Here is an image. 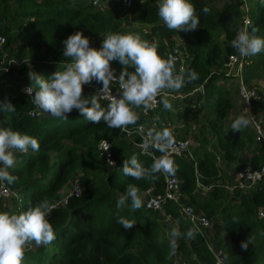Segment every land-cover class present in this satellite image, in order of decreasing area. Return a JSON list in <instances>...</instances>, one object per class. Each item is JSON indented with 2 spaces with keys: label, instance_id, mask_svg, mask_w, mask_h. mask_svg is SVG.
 I'll return each instance as SVG.
<instances>
[{
  "label": "trees",
  "instance_id": "1",
  "mask_svg": "<svg viewBox=\"0 0 264 264\" xmlns=\"http://www.w3.org/2000/svg\"><path fill=\"white\" fill-rule=\"evenodd\" d=\"M157 1L135 0L125 9L121 0H108L106 7L98 9L91 5V0H0V37L4 38L0 45V62L28 61L16 72L19 78L9 68L10 75L0 79V102L8 100L16 108L14 113L0 111V128L27 134L40 144L38 152L21 155L8 169L17 179L6 185L12 191H19L22 197L14 210L4 206L0 213L21 214L43 200L51 205L61 199V191L69 188L77 175L82 184L79 196H70L64 205L54 207L46 217L56 239L47 246L30 243L33 248L25 250L23 264L215 263L199 233L194 239L182 235L175 254L170 255L171 230L176 228L184 234L193 227L179 213L176 204L166 201L162 205L163 215L172 222L169 224L160 221V211L145 210L143 206L131 211L130 201L117 209V199L129 184L136 186L144 199L148 189L155 194L163 192L166 175L158 173V179L153 181L136 180L123 174V161L133 154L145 167L154 162L128 140L124 131L109 128L104 121L91 123L75 109L68 120L56 119L47 113L31 118L29 112L36 106L30 96L20 91L22 83L33 84L29 79L31 72L47 80L54 72L65 69L70 59L63 57V41L69 35L79 31L89 39L90 47L99 50L103 36L109 32L143 34L146 27L148 41L157 45L162 58L167 59V54L179 44L185 70L198 74V79L179 90L182 95H192L190 99L184 96L182 102H195L210 115L199 125V132L193 134L196 142L192 149L193 161L170 157L178 165L174 176L181 182L182 201H188L196 213L212 221L214 238L224 251L227 264H264V217L256 216L257 211L264 208V185L233 193L218 186L216 182L223 181L225 173L218 155L209 148L210 144H215L227 170L234 164L253 168L264 164V145L255 140L249 126L241 132H233L226 122L233 101L230 89L223 83L228 79L223 73V64L229 55L237 53L231 41L240 31L243 0H220L223 3L217 10L212 6L216 0H190L200 20L199 27L192 32L168 30L158 18ZM249 1L246 0L251 21L248 31L251 33V27H256L255 35L264 38V3ZM205 6L211 9L208 14L202 11ZM127 15L141 29H125L123 23ZM176 35L180 40H176ZM110 67L118 77L120 63L110 61ZM128 70L134 71V68ZM259 80H264V51L253 56L241 72L244 86L251 88ZM101 84L93 80L84 85V96L96 94ZM100 103L106 108L110 102L101 99ZM258 108L264 125V98ZM134 110L139 114L137 123L149 121L156 129L165 125L167 118L173 121L182 117L180 111L176 115L159 102L149 117L143 116L140 108ZM101 139L110 142L116 162L109 169L97 148ZM250 147V155L243 157L242 153ZM197 177L205 187L215 186L203 191L197 187ZM121 216L134 220V227L126 231L117 223ZM248 237L254 239L244 251L240 244Z\"/></svg>",
  "mask_w": 264,
  "mask_h": 264
},
{
  "label": "clouds",
  "instance_id": "2",
  "mask_svg": "<svg viewBox=\"0 0 264 264\" xmlns=\"http://www.w3.org/2000/svg\"><path fill=\"white\" fill-rule=\"evenodd\" d=\"M261 2L264 3V0ZM157 8L158 18L170 31L192 32L199 27L200 20L190 0H159ZM202 11L208 14L211 9L205 6ZM248 24L251 26V21ZM257 31L256 27H251V33L247 28H242L231 41L232 47L241 57L256 56L264 51V38L256 36ZM103 37L101 47L97 50L90 47L89 39L77 31L63 41V57L70 59L63 71L54 72L47 80L34 72L29 73L33 84L25 92L43 113L56 119L68 120V115L75 109L91 123L104 121L109 128L126 129L139 120V114L134 109L152 107L158 96L165 110L174 111L166 97L169 93L179 92L186 83L198 79L195 71L183 68L177 71L174 56L162 58L158 54L157 45L143 40L139 34L109 32ZM110 61H118L122 66L118 77L114 75L115 69L110 67ZM129 67L134 68V71H129ZM117 79L121 89L119 98L112 97L108 106L102 107L100 100L105 94H110V84ZM93 80L102 83V88L86 98L83 86ZM0 111L14 113L16 108L5 100L0 102ZM252 118L250 113L248 116H237L231 124V130L241 132L250 125ZM173 146L174 137L168 128L162 131L150 129L143 148L147 151L152 147L163 155L155 158L150 167H145L133 154L130 159L123 161V174L136 180L153 181L158 179V173L174 176L178 165L167 154ZM108 148V142L105 141L104 151ZM39 149L40 144L36 138L11 128H0V165H3L0 167V182L12 184L17 179L8 171L16 164L15 153L27 155ZM108 163L114 164L111 159ZM129 201L131 211L143 206L139 189L132 184L118 197L117 209L123 208ZM54 207L43 200L21 214L0 213V264H23L25 250L30 243L34 241L36 246H47L56 239L53 226L46 218ZM117 223L127 231L136 222L121 216ZM198 232L195 226L184 234L173 228L169 233L170 255L175 254L178 239L182 235L194 239ZM253 239L248 237L242 241L241 249L246 251Z\"/></svg>",
  "mask_w": 264,
  "mask_h": 264
},
{
  "label": "built area",
  "instance_id": "3",
  "mask_svg": "<svg viewBox=\"0 0 264 264\" xmlns=\"http://www.w3.org/2000/svg\"><path fill=\"white\" fill-rule=\"evenodd\" d=\"M107 3H108V0H91V5L93 7L98 8V9H102V8L106 7ZM121 4L123 5V7L125 9H129L133 5V1L132 0H121ZM241 10L243 11V18L241 19V22H240V24H241L240 30L242 28L248 29L249 17L247 14L248 6L246 3V0H243V5L241 6ZM3 43H4V38L0 37V45ZM169 55H172L176 58V69H177V71H179L182 68L185 69L183 50L180 48L179 44H176L172 48V50L167 54V58ZM252 57L253 56L241 57L237 52L235 54L229 55L227 61L223 64L224 75L227 76L228 78L237 79L239 81V83H241L240 96H241V99L243 100V103L245 104V106H246V108L250 114L252 113V109H253V106L255 104V100H254L255 99V93L251 88L244 86L242 84L241 72H242L243 67L250 62ZM10 62H13V60H10L9 63L6 64L4 67L2 66L3 62H0V73L2 71L8 70V68L10 66ZM114 75L116 76V74H114ZM28 87H29L28 85L24 84L20 87V91L22 93L26 94L25 89ZM100 88H102V84L97 89V91ZM110 88H111V92H110V94H105V96L103 98L104 101L111 102L112 97L118 98L119 91H121L118 79L111 82ZM26 95L29 96L28 94H26ZM186 95H188V94H186ZM168 96L171 97L172 95H170V93H169ZM248 97H250V98L247 101ZM160 99H161V97L158 96L156 98L157 102L150 108L145 109V108L141 107L140 113L145 117H149V114L156 109L157 104L160 101ZM43 115H44V113L37 106L29 112V116L31 118H39ZM251 115L253 116V118H252V128L253 129H252V131H253L254 137H255L256 141H258L259 143L264 145V130H263V125H262V118L260 115H259V117H255L256 115L254 116L253 114H251ZM153 128H155L154 124H149V121H148L147 123H137L132 128L127 127L126 129H121V130L124 131L128 140L133 141L134 146L142 154H146L154 160L155 158H158V153H160V152L157 151L156 149L152 148V147H149L147 149V151H145L143 148V142H144L145 138L147 137V132ZM155 130L160 131L159 129H156V128H155ZM171 132H172L173 137H174V146L167 153L169 155V157L185 158L187 160L193 161L194 158L192 155V149H193V147L196 146V143H194L193 141H190L188 139L179 138L175 135V133L173 131H171ZM105 141H107V140L101 139L98 142L97 148H98L100 155L102 156L104 162L106 164H108L110 167H114L116 162H115L113 155H112V152L110 150L111 149L110 142L107 141L109 148L106 151H104L105 150ZM160 154L163 155L162 153H160ZM109 159H111L114 162V164L108 163ZM0 167H3V165H0ZM76 182L79 183V180H76ZM196 182H197V187L203 191L210 190L211 188H213L215 186L214 184H212V185H209L208 187H205L199 181L198 177L196 179ZM216 183L218 186L222 187L223 189H225L226 191H228L230 193H233L235 190L242 191V192L253 190L260 185H264V164L258 168H253L250 165H246V166L241 167L237 170L235 177L230 182L218 181ZM80 186H81V184H80ZM81 189H82V186L80 188L76 184L73 187L70 195L71 196L75 195L76 197L79 196ZM14 193L16 194L17 192L9 189V187L6 185V181L0 182V210L2 207H4L2 199L7 198ZM145 194H146V197L144 198V201H143V207L145 210H150L153 212L161 211L162 205L166 201H170L173 204H176L178 207L179 213L182 216H184L185 218H187V220L190 222V224L192 226H195L199 229V232H198L199 235L202 237V239L206 243L210 253L214 257V261H215L214 264H227L224 251L218 246V244L214 238V235L212 232V225H213L212 221L210 219H208L205 215H203L201 213H196L194 211L193 206H191V204L188 201H182V198H184V197H183V194L181 191V182L177 179L176 176L165 175V186H164V190L162 193L155 194V193H153L152 189H148L145 192ZM69 197L70 196H67L61 205H64ZM52 205L55 206V203H52ZM256 216L258 219L263 218L264 217V208L259 209L257 211ZM32 248H33V246L31 244H29L26 247V250H29Z\"/></svg>",
  "mask_w": 264,
  "mask_h": 264
},
{
  "label": "rangeland",
  "instance_id": "4",
  "mask_svg": "<svg viewBox=\"0 0 264 264\" xmlns=\"http://www.w3.org/2000/svg\"><path fill=\"white\" fill-rule=\"evenodd\" d=\"M132 1H135V0H132ZM157 2L159 3V0ZM222 3H223L222 1L216 0V1L212 2V6L214 7V9L217 10L222 6ZM124 20H126V22L124 21V23H123V26L125 27V29H141V26L138 25L134 21V19L131 18L129 15H127V17ZM144 29L145 30L142 31L143 34H141V33H138V34L140 35V37L143 40L148 41L149 40V38L147 37L148 29H147V27ZM175 38H176V40H180V37L178 35H176ZM26 62H28V61L27 60H21V61L10 62L9 68H12L14 70L17 78H19L20 75L16 72L18 71L20 66ZM5 65H6L5 63H2L3 67ZM9 68L7 71H2L0 73V79L1 78L4 79L5 77L10 75L9 74ZM223 83L226 87H228L230 89L231 98L233 101V108L230 110V115L226 119L227 126H231L233 120L237 116H239V115L248 116L249 114H248V110H247V108H246L245 104L243 103V100L241 99V96H240L241 83H237V81H235L234 78H228ZM22 85H24V83H22L21 86ZM251 89L255 93V99L254 100L256 103V107H258L257 105H259V103H262L263 98H264V80L257 81L254 84V86L251 87ZM170 95L173 96V93H170ZM184 96L187 99H190L192 95L191 94L182 95L179 92H174V97H171V99L169 100L170 103L173 105V109H174V111H172V112L174 114H176L180 111L182 117H178V119H174L173 121L171 119L167 118L166 124H165L166 127H163V128H168L170 131H173L175 133V135L179 138L188 139V140L196 143L194 141L193 134L199 132V125L202 122H204L205 120L209 119L210 115H209V113L205 107L202 108L201 106H198L197 103H195V102L188 101L186 103H183L182 100H183V98H185ZM257 112H258V110H257ZM195 114L198 116L194 117ZM176 115H178V114H176ZM255 117H259V115H256ZM195 118H196V120H195ZM249 128L252 131V129H253L252 128V122L250 123ZM263 130H264V125H263ZM209 148L212 149L219 157V161H218L219 165L225 173V179L223 180V182H230L235 177L237 170L239 168H241V166L236 164L235 166H233V168H231L230 170H227L225 168V163L223 162V160L219 154L220 151L217 149L215 144H210ZM251 148L252 147L247 149V151L243 152L242 156L243 157L249 156ZM21 155H23V154L18 153V152L15 153L16 161L18 160V158ZM105 167L107 169H109L110 166L108 164H106ZM76 180H79V175H77L75 177V179L73 180V182L71 183V186L69 188H67L65 191L64 190L61 191V194H62L61 199L54 200L52 202V203H55V207H60L61 204L64 202V199L67 196H71L70 194L72 192V189L76 184L81 188L82 184L79 182L81 184V186H80V184L78 182H76ZM15 192H17V193L16 194L14 193V194L10 195L9 197L2 199L3 205L8 206L11 210H14L17 205H20V202L18 203L17 201L22 197V194L19 191H15ZM142 200L144 201V199H142ZM157 212H159V211H157ZM158 217H159L160 221L164 224L172 223L171 220L166 215H163L162 211L159 212ZM212 232H213V230H212Z\"/></svg>",
  "mask_w": 264,
  "mask_h": 264
},
{
  "label": "crops",
  "instance_id": "5",
  "mask_svg": "<svg viewBox=\"0 0 264 264\" xmlns=\"http://www.w3.org/2000/svg\"><path fill=\"white\" fill-rule=\"evenodd\" d=\"M235 81H237V83H239V81L237 80V79H234ZM173 93V96H171V97H174V92H172ZM171 97H169V96H167L166 98L167 99H171ZM258 106V105H257ZM258 107H256V103L254 104V106H253V109H252V114L255 116V115H259V108L257 109ZM257 110H258V112H257ZM229 115H230V113H229ZM228 115V116H229ZM198 116V115H197ZM163 127H166V125H163V126H161V128H159V130L160 131H162L164 128ZM251 152V151H250ZM236 164H234V166H235Z\"/></svg>",
  "mask_w": 264,
  "mask_h": 264
}]
</instances>
